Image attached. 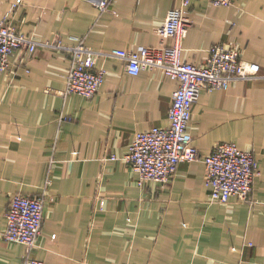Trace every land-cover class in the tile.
Wrapping results in <instances>:
<instances>
[{
    "label": "crops",
    "instance_id": "0c3cea01",
    "mask_svg": "<svg viewBox=\"0 0 264 264\" xmlns=\"http://www.w3.org/2000/svg\"><path fill=\"white\" fill-rule=\"evenodd\" d=\"M179 1L113 0L100 12L90 0H22L16 7L17 0H0V19L38 44L32 54L15 52L0 73V264H23L27 254L2 235L18 193L45 195L32 251L45 264H264V0L230 7L195 0L181 53L201 65L212 46L235 45L261 66L254 80L203 89L189 126L202 155L220 142L255 155L261 174L248 200L212 203L202 160L182 162L168 183L138 185L124 158L137 133L170 125L178 83L161 70L131 75L124 60L101 57L96 68L106 75L98 93L64 96L70 58L44 46L84 41L111 52L172 45L158 28Z\"/></svg>",
    "mask_w": 264,
    "mask_h": 264
},
{
    "label": "built area",
    "instance_id": "2783aa9c",
    "mask_svg": "<svg viewBox=\"0 0 264 264\" xmlns=\"http://www.w3.org/2000/svg\"><path fill=\"white\" fill-rule=\"evenodd\" d=\"M21 1L17 0L13 7ZM90 1L100 12L110 11L113 2ZM194 1L180 0L158 28V34L164 40H175L172 45L142 47L138 51L116 49L111 52H96L84 41L66 46L57 40L44 46L65 51L70 58L64 96L77 94L93 98L98 93L106 75L104 70L96 68L97 60L101 57L124 60L126 70L131 75H138L143 70H161L170 80L178 83L168 115L170 125L137 133L124 158L138 174V185L146 181L168 183L182 162L202 160L206 166L205 183L210 190L212 203H227L232 196L248 200L254 179L261 174L255 155L228 142L217 143L206 155H202L193 145L189 126L193 107L203 89H228L235 81L254 80L260 76L261 66L245 61L237 46L224 44L212 46L207 60L201 65L183 61L182 42L188 34V13ZM208 1L216 7L234 4V0ZM7 19H0V73L10 69V60L15 52L25 50L32 54L38 46L32 36L17 30ZM104 204L102 201L101 210ZM44 205V194L34 197L18 193L11 198L6 212L7 227L2 235L6 241L26 246L23 264H45L32 256L42 233Z\"/></svg>",
    "mask_w": 264,
    "mask_h": 264
}]
</instances>
